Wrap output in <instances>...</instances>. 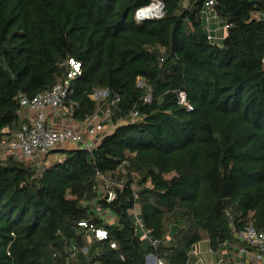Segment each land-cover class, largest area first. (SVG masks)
I'll list each match as a JSON object with an SVG mask.
<instances>
[{
	"label": "trees",
	"instance_id": "trees-1",
	"mask_svg": "<svg viewBox=\"0 0 264 264\" xmlns=\"http://www.w3.org/2000/svg\"><path fill=\"white\" fill-rule=\"evenodd\" d=\"M153 1L162 16L136 22ZM207 1L0 0V141L25 124L19 96L64 80L70 59L80 75L63 106L114 127L49 167L0 157V264H187L203 241L235 243L231 227L264 233V2L213 0L228 26L218 45ZM97 173L116 181L113 199Z\"/></svg>",
	"mask_w": 264,
	"mask_h": 264
},
{
	"label": "built area",
	"instance_id": "built-area-1",
	"mask_svg": "<svg viewBox=\"0 0 264 264\" xmlns=\"http://www.w3.org/2000/svg\"><path fill=\"white\" fill-rule=\"evenodd\" d=\"M258 1L264 2V0ZM213 4V0H208L204 4L202 12L205 21L208 23L206 26V38L210 42L219 40V37L213 36L212 32H215V30L211 31L209 26L211 21L209 13ZM184 6H186V2ZM151 8H153L154 15L146 16L145 12L151 11ZM162 9L163 4L161 2L153 1L149 6L138 9L135 12L134 20L142 22L159 19L162 16ZM227 28L228 26L224 24L218 31H223L226 35ZM261 62L264 67V56ZM67 64L69 70L64 80L38 93L31 99L22 95L19 96L21 109L30 115L34 113V116H30L28 123L23 124L20 130L16 132L10 134L7 130L1 132V158H11L27 162L37 159L38 166L49 167L51 164L48 159H60V152L62 151L80 149L91 152L97 146L104 133L102 124L106 122V116L104 114L102 119L98 117V114L102 113L99 111L97 115L82 122L75 121L71 117L68 110L63 106V103L67 95L70 80L80 75V65L71 59L68 60ZM142 86V82H138V87ZM108 97L109 92L107 90H96L91 98L100 103L108 99ZM176 97L177 104L180 107H183L186 111L192 110L183 91H178ZM116 100L117 98H112L107 104V109L112 107ZM131 117L135 118L136 113H132ZM96 135H101L99 140L95 138ZM30 158L32 159L30 160ZM97 181L105 189L108 199H113L112 188L117 185L116 181L111 177L98 173ZM132 211L134 212L135 225L141 230L142 226L136 218L135 209ZM95 213L99 216L105 214L99 208L95 209ZM80 225L85 226V224ZM230 230L235 243L224 242L220 245V248L214 252L219 253L218 262L211 261L210 264H264V233L256 231L252 226H247L240 231H236L233 227ZM94 236L97 240H102L106 238V233L102 229H99L95 230ZM146 238L147 236L143 232L140 240ZM191 252H194V247ZM207 253L213 254L210 249ZM194 256L197 259L191 263L190 253L188 254L187 264H203L198 253H195ZM153 257V255H148L145 259V264H162L157 259L154 260Z\"/></svg>",
	"mask_w": 264,
	"mask_h": 264
},
{
	"label": "rangeland",
	"instance_id": "rangeland-1",
	"mask_svg": "<svg viewBox=\"0 0 264 264\" xmlns=\"http://www.w3.org/2000/svg\"><path fill=\"white\" fill-rule=\"evenodd\" d=\"M223 22L220 20V19H215V18H211V21H210V30L213 31V30H217L215 32H212L213 36L214 37H219V40L216 41V43L218 45L221 44L225 34L224 32H220L218 31V29L220 27H223ZM207 26V22L205 21V27ZM47 114H49L48 112H46ZM20 115H21V118L24 119V122L25 123H28V119L30 116H34V113H32L31 115L27 112H25L23 109H21L20 111ZM104 116L101 117V119L103 118ZM106 118V117H105ZM105 126V133L106 132H110L112 131L113 127L111 125H109L107 122L103 123L102 124V127ZM32 158H30L31 160ZM62 159V155H60V159H52V158H49L48 160L50 161V164H54L55 162H58L59 160ZM37 159H33V161H36ZM29 161V160H28ZM130 216L133 218L134 217V212L133 211H130ZM105 218L106 220H112V218H110L108 215H105ZM211 250L213 254H209L207 253L208 250ZM215 251H213L208 245L206 242H201L197 245L194 246V252H190V258L191 259V263L195 262L196 261V257L194 256L195 253H198L199 254V258L202 260L203 264H210L211 261H214L215 263L218 262V258H219V253H214Z\"/></svg>",
	"mask_w": 264,
	"mask_h": 264
},
{
	"label": "crops",
	"instance_id": "crops-1",
	"mask_svg": "<svg viewBox=\"0 0 264 264\" xmlns=\"http://www.w3.org/2000/svg\"><path fill=\"white\" fill-rule=\"evenodd\" d=\"M98 117H102V116H101V113L98 114ZM104 129H105V126L103 127V130H104ZM110 132H111V131H110ZM110 132H106V133H105V131H104L103 134H109ZM103 134H102V135H103ZM100 136H101V135H100ZM100 136H99V135H96L95 138H96L97 140H99ZM98 143H99V142H98ZM191 259H192V258H191Z\"/></svg>",
	"mask_w": 264,
	"mask_h": 264
},
{
	"label": "bare ground",
	"instance_id": "bare-ground-1",
	"mask_svg": "<svg viewBox=\"0 0 264 264\" xmlns=\"http://www.w3.org/2000/svg\"><path fill=\"white\" fill-rule=\"evenodd\" d=\"M152 10H153V8H151V11H146V12H145V15H146V16H148V15H149V16H151V15L153 16L154 14H153V11H152Z\"/></svg>",
	"mask_w": 264,
	"mask_h": 264
},
{
	"label": "water",
	"instance_id": "water-1",
	"mask_svg": "<svg viewBox=\"0 0 264 264\" xmlns=\"http://www.w3.org/2000/svg\"><path fill=\"white\" fill-rule=\"evenodd\" d=\"M153 259H154V260H156V258H155V257H153Z\"/></svg>",
	"mask_w": 264,
	"mask_h": 264
}]
</instances>
